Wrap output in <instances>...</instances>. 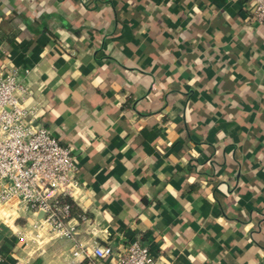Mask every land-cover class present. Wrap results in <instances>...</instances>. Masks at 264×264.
Masks as SVG:
<instances>
[{
  "label": "crops",
  "instance_id": "1",
  "mask_svg": "<svg viewBox=\"0 0 264 264\" xmlns=\"http://www.w3.org/2000/svg\"><path fill=\"white\" fill-rule=\"evenodd\" d=\"M251 7L0 0V64L76 157L83 247L137 239L155 264H264V25ZM34 220L0 208V264L92 263L35 237Z\"/></svg>",
  "mask_w": 264,
  "mask_h": 264
},
{
  "label": "built area",
  "instance_id": "2",
  "mask_svg": "<svg viewBox=\"0 0 264 264\" xmlns=\"http://www.w3.org/2000/svg\"><path fill=\"white\" fill-rule=\"evenodd\" d=\"M249 19L264 25V0H252ZM28 95L17 69L0 64L2 212L31 214L35 220L30 228L35 237L41 231L65 238L72 243V255L90 256L91 264H101L106 259L109 264H155L149 247L137 239L128 241L121 251L98 244L88 250L79 243L76 225L70 223L72 204L66 201L75 199L79 191L76 157L37 122L38 108L26 103ZM83 217V214L77 216Z\"/></svg>",
  "mask_w": 264,
  "mask_h": 264
},
{
  "label": "trees",
  "instance_id": "3",
  "mask_svg": "<svg viewBox=\"0 0 264 264\" xmlns=\"http://www.w3.org/2000/svg\"><path fill=\"white\" fill-rule=\"evenodd\" d=\"M66 201L72 204L71 209H70V214L72 216H78L79 214H81L80 212L76 211V207H75L74 203H72V201L70 199H66Z\"/></svg>",
  "mask_w": 264,
  "mask_h": 264
}]
</instances>
